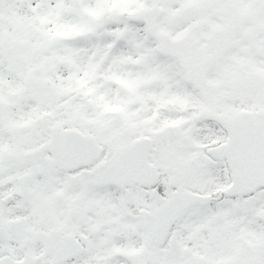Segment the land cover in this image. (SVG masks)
<instances>
[{
	"label": "snow or ice",
	"instance_id": "1",
	"mask_svg": "<svg viewBox=\"0 0 264 264\" xmlns=\"http://www.w3.org/2000/svg\"><path fill=\"white\" fill-rule=\"evenodd\" d=\"M0 264H264V0H0Z\"/></svg>",
	"mask_w": 264,
	"mask_h": 264
}]
</instances>
